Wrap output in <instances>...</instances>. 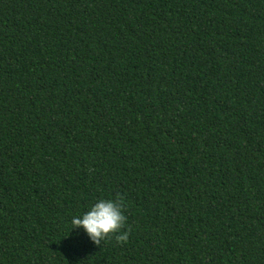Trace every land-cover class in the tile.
<instances>
[{"label":"trees","instance_id":"obj_1","mask_svg":"<svg viewBox=\"0 0 264 264\" xmlns=\"http://www.w3.org/2000/svg\"><path fill=\"white\" fill-rule=\"evenodd\" d=\"M0 264H264V0H0Z\"/></svg>","mask_w":264,"mask_h":264},{"label":"clouds","instance_id":"obj_2","mask_svg":"<svg viewBox=\"0 0 264 264\" xmlns=\"http://www.w3.org/2000/svg\"><path fill=\"white\" fill-rule=\"evenodd\" d=\"M126 222L120 199L99 198L91 203L81 213L71 218V231L73 233L83 231L84 235L93 244L100 242L109 234H120Z\"/></svg>","mask_w":264,"mask_h":264}]
</instances>
